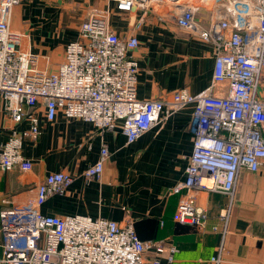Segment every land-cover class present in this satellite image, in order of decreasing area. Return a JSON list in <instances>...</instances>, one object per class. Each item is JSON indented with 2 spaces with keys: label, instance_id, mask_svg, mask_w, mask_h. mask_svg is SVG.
<instances>
[{
  "label": "built area",
  "instance_id": "built-area-1",
  "mask_svg": "<svg viewBox=\"0 0 264 264\" xmlns=\"http://www.w3.org/2000/svg\"><path fill=\"white\" fill-rule=\"evenodd\" d=\"M22 1L0 0V98L12 121L29 125L23 131L12 130L1 144L0 169L32 168L22 145L40 133V105L47 121L61 112L91 122L99 132L119 128L127 143L191 106L193 148L185 180L172 187L186 194L173 218L203 230L210 215L195 193L226 195L218 213L220 225L212 226L221 239L210 261L219 264L239 174L264 168V0H114L118 11L162 10L160 18H172L179 28L212 46L214 68L206 88L194 94L179 88L169 97L150 99L136 93L139 64L132 52L138 39L113 31L110 10H90L79 25L78 38L65 45L63 59L49 71L37 65L38 54L20 48L25 34L10 28L12 9ZM108 155L103 146L98 160L83 171L86 180L100 177ZM72 179L64 170L51 172L37 184L28 203L0 210V264L174 260L175 245L141 240L130 218L119 223L84 214L42 213L39 207L46 199L63 194ZM149 250L152 256L147 258Z\"/></svg>",
  "mask_w": 264,
  "mask_h": 264
},
{
  "label": "crops",
  "instance_id": "crops-1",
  "mask_svg": "<svg viewBox=\"0 0 264 264\" xmlns=\"http://www.w3.org/2000/svg\"><path fill=\"white\" fill-rule=\"evenodd\" d=\"M105 8L110 10L115 33L138 39L132 52L139 64L138 98L169 97L179 88L194 94L209 85L214 68L212 46L179 28L172 18H160L163 12L159 9L142 14L136 8L116 10L114 0H23L12 9L10 28L25 34L20 48L38 54L37 65L51 71L63 59L65 45L78 38L87 13ZM191 111V106L182 108L127 143L119 128L99 132L91 122L61 112L47 121L40 105V133L36 139H24L22 145V154L31 160L32 168L0 169V210L28 203L46 175L64 170L72 182L63 194L46 199L39 207L42 213L84 214L119 223L130 218L141 240H164L177 247L174 260L163 258L162 264H212L221 239V232L212 226L220 225L218 213L226 195L195 193L210 215L203 230L173 218L179 199L186 194L184 189L174 192L172 187L186 177L193 148ZM28 125L27 121H12L0 98V146L12 130L23 131ZM103 146L109 155L102 173L86 180L83 171L98 160ZM233 199L219 264H264V168L242 170ZM145 256L150 258L152 251Z\"/></svg>",
  "mask_w": 264,
  "mask_h": 264
}]
</instances>
